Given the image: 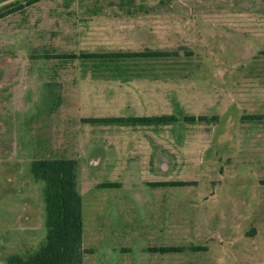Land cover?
<instances>
[{"label": "rangeland", "instance_id": "rangeland-1", "mask_svg": "<svg viewBox=\"0 0 264 264\" xmlns=\"http://www.w3.org/2000/svg\"><path fill=\"white\" fill-rule=\"evenodd\" d=\"M28 1L0 3V264L43 243L31 164L59 159L77 163L83 264H264V0H40L9 12ZM146 50L176 55L79 57ZM162 115L176 121L88 122Z\"/></svg>", "mask_w": 264, "mask_h": 264}, {"label": "trees", "instance_id": "trees-1", "mask_svg": "<svg viewBox=\"0 0 264 264\" xmlns=\"http://www.w3.org/2000/svg\"><path fill=\"white\" fill-rule=\"evenodd\" d=\"M4 1L0 0V3ZM38 1L40 0H29L24 4L12 7L9 12L18 11L25 5ZM175 55V52L146 50L139 53L87 54L79 57L102 59L106 63L116 64L122 59H152ZM69 58H76V56H70ZM175 121V118L169 115L88 120L89 123L120 126H162ZM186 121L193 122L194 118L190 117ZM76 168L77 163L73 159L38 160L32 162L31 173L34 179L44 183L42 195L45 207L46 236L35 252L27 256L10 255L7 257V264H83V257L88 252L82 247L83 223L81 197L77 191ZM156 185L160 187H176L186 184L182 182H166ZM103 187L115 188L117 185L105 184ZM190 249L191 251H206V248L203 247ZM157 251L165 254L181 252L183 248H160Z\"/></svg>", "mask_w": 264, "mask_h": 264}, {"label": "crops", "instance_id": "crops-1", "mask_svg": "<svg viewBox=\"0 0 264 264\" xmlns=\"http://www.w3.org/2000/svg\"><path fill=\"white\" fill-rule=\"evenodd\" d=\"M82 202V201H81ZM82 204V203H81ZM83 237V236H82Z\"/></svg>", "mask_w": 264, "mask_h": 264}]
</instances>
